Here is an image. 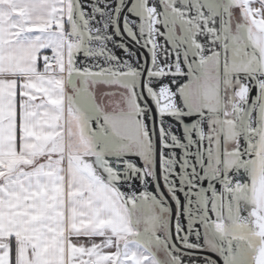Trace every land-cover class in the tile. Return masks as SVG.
<instances>
[{
  "label": "snow or ice",
  "instance_id": "snow-or-ice-1",
  "mask_svg": "<svg viewBox=\"0 0 264 264\" xmlns=\"http://www.w3.org/2000/svg\"><path fill=\"white\" fill-rule=\"evenodd\" d=\"M206 251L264 264V0H0V264Z\"/></svg>",
  "mask_w": 264,
  "mask_h": 264
},
{
  "label": "crops",
  "instance_id": "crops-1",
  "mask_svg": "<svg viewBox=\"0 0 264 264\" xmlns=\"http://www.w3.org/2000/svg\"><path fill=\"white\" fill-rule=\"evenodd\" d=\"M234 24H235V20L233 21V27H234ZM97 89L100 90L97 103H103L105 107V111H108V112L113 111V109H115L117 104L119 103V99H120L119 96L112 97V96H104L103 94L104 92H107V91H115V89H107L102 85H98ZM100 97H102V99ZM73 239L75 241V238ZM81 242L87 244V241L84 238H81ZM97 242H99V239H97ZM105 251H110V250L105 249Z\"/></svg>",
  "mask_w": 264,
  "mask_h": 264
},
{
  "label": "water",
  "instance_id": "water-1",
  "mask_svg": "<svg viewBox=\"0 0 264 264\" xmlns=\"http://www.w3.org/2000/svg\"><path fill=\"white\" fill-rule=\"evenodd\" d=\"M202 255L212 257L213 259H216L219 262V264H222V261L220 260V258L210 251H206Z\"/></svg>",
  "mask_w": 264,
  "mask_h": 264
},
{
  "label": "trees",
  "instance_id": "trees-1",
  "mask_svg": "<svg viewBox=\"0 0 264 264\" xmlns=\"http://www.w3.org/2000/svg\"><path fill=\"white\" fill-rule=\"evenodd\" d=\"M157 258L160 260V261H165L166 260V254L162 251V252H157Z\"/></svg>",
  "mask_w": 264,
  "mask_h": 264
},
{
  "label": "flooded vegetation",
  "instance_id": "flooded-vegetation-1",
  "mask_svg": "<svg viewBox=\"0 0 264 264\" xmlns=\"http://www.w3.org/2000/svg\"><path fill=\"white\" fill-rule=\"evenodd\" d=\"M194 239V238H193ZM201 243H203V240L201 239V241H200ZM160 252H162V251H160Z\"/></svg>",
  "mask_w": 264,
  "mask_h": 264
},
{
  "label": "rangeland",
  "instance_id": "rangeland-1",
  "mask_svg": "<svg viewBox=\"0 0 264 264\" xmlns=\"http://www.w3.org/2000/svg\"><path fill=\"white\" fill-rule=\"evenodd\" d=\"M203 256H204V255H201V257H200V258H203ZM157 259H158V258H157Z\"/></svg>",
  "mask_w": 264,
  "mask_h": 264
}]
</instances>
